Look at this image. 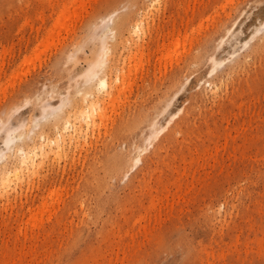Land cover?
Segmentation results:
<instances>
[{
	"label": "rangeland",
	"instance_id": "374dc122",
	"mask_svg": "<svg viewBox=\"0 0 264 264\" xmlns=\"http://www.w3.org/2000/svg\"><path fill=\"white\" fill-rule=\"evenodd\" d=\"M110 16L117 86L99 93L95 119L69 117L79 133L62 150L9 175L0 264H264V0H0V120L26 124L43 91L77 100L75 78L102 54L95 25ZM211 54L221 63L208 73Z\"/></svg>",
	"mask_w": 264,
	"mask_h": 264
},
{
	"label": "bare ground",
	"instance_id": "6f19581e",
	"mask_svg": "<svg viewBox=\"0 0 264 264\" xmlns=\"http://www.w3.org/2000/svg\"><path fill=\"white\" fill-rule=\"evenodd\" d=\"M73 3H75V2H73ZM152 3H154V1ZM249 4H251V3H249ZM72 6H73V4H72ZM138 11H140V10H138ZM126 15L124 16L125 17L124 19H126ZM120 16L122 18L121 14H120ZM128 17H129V15H128ZM36 19H38V18H36ZM63 19H67V17L66 18L64 17ZM69 19H71V18H69ZM104 19L101 22H99V23H97L95 25V28L97 30L95 37H96V41L100 45V48L102 50V52H101L102 54L94 62L88 64V66L85 67V69L75 78L76 79L75 83L77 85V88L75 87L76 89H75L73 98L78 97L77 100L75 99V101H70L67 97H60L59 95L55 94L56 92L53 93L55 89L53 90V92L52 91H50V92L43 91L44 97H42V98L36 97V101H38V103H36L37 104L38 115L33 116L32 118L27 120V122H25L26 124L21 122V123L17 124L16 128H13V127L7 128L9 126V125H6L7 120L6 121H3L4 119L0 120V131L3 132V136H2L1 141H0L1 142V144H0V146H1V148H0V189L1 188H7L8 185H10L9 184L10 183V176L9 175H11V174L17 175V173L22 168L34 169L35 165H36V158H42L43 156H45L48 153L51 154L50 152H54V151L58 152V150H62L63 147H65L64 146V142H65V135L64 134L69 132L68 136L70 137L69 139H71L72 136L75 137L76 133L78 132L79 128L77 126H75V122L73 121V119H78V120H80V119H90V118L91 119H95L96 116H99L100 113L104 112L103 111L104 110V106L101 108V106L103 104L100 102V99L98 98V95H99V93L101 91H103L104 92L103 96H105V98L107 96H110L111 93H112V90L117 86V79H118V75H116V76H114V79L113 80L111 79V81H110L108 76H107V71L109 70L110 55H112L111 54L112 48H111V46L109 47V45L107 44V41H110V40L113 41L114 40V37L116 35L115 33L118 31L117 30L115 32V30L117 29L116 27H115V30H114V25L117 22L114 23V21H116V20H115V18L113 16L107 17L106 23H104V21H105ZM57 21H59V20H56V22ZM131 22L129 23L127 20H124L122 22L123 28H125V27L130 28L132 26V30L141 33V31L143 30V28L141 30V22L140 21H135L133 23H131ZM57 24H58V22H57ZM263 24H264V21H261L259 23L260 26L263 25ZM117 26H118V24H117ZM53 27H55V26H53ZM255 28H257V27H255ZM51 30H49V31H51ZM53 30H55V29L53 28ZM239 32L240 31H239V28H238V25L236 24V22L232 23L231 26L228 27L224 31L222 36L218 39V41H217V49L220 48L226 41H228V43H229L230 40L234 41L236 36H237V34H239ZM52 36H51L50 39H52ZM115 39H116V37H115ZM121 40H123V39H121ZM47 43H49V42H47ZM115 44L117 45V43H115ZM37 50H39V49H37ZM42 50H44V49H42ZM113 62H114V60H113ZM208 62L210 64V67L207 70L208 73L212 72L221 63V61H219V59L214 58V55H212V54L208 56ZM111 67H113V66H111ZM80 86H81V88H80ZM182 86H185V85H182ZM217 87L214 86L215 91H216ZM86 89H89V90L86 91ZM175 94L172 96V98L175 96ZM58 96H59V99L57 100L56 104H52V103H50L49 100H47V97L54 99L55 97H58ZM172 98H170V100L167 101L164 104V106L162 107V109H161V114H165V117L163 119L164 125H162L161 128L158 127L159 130L160 129H164L165 128V124L167 125L168 122H171L169 120L171 119L173 114H172V111L169 110V107L171 106V103H172L171 101H173ZM85 102L87 103V108H85L86 106L85 107L83 106ZM66 107L67 108L70 107L69 108L70 109L69 112H71L70 115H67L65 113V108ZM70 116H73V119H70L69 118ZM155 118L150 120L146 126L147 127H152L153 124H154V119ZM172 120H174V119H172ZM51 122H52V126L54 128H57V132H55L56 134H55V137L53 139L47 137L45 135L46 133L44 134V131H43V128H44L43 126H45L46 124L51 123ZM158 126H159V124H158ZM47 128L51 129V127H49V126ZM156 128H157V125H156ZM156 128H155V130L158 129V128L157 129ZM159 130L150 131V132H154V133H152V134H150L148 136L144 134L145 137L143 139V145H138V144L137 145H133L132 150H131L133 155L126 160L127 170L124 172L123 176H127L128 177V175L130 174V171L138 163L141 162L142 154L145 151H148V149L150 147H152L154 142H156L157 139L159 138L158 137ZM147 134H149V133H147ZM61 137H62V141L60 143L58 139L61 138ZM57 152H56V154H57ZM56 154H55V156L57 157ZM51 159H53V158H51ZM112 159H113V157H112ZM106 161H108V160H106ZM40 165H41V163H40ZM102 167H103V165H102ZM115 174H116V172H115ZM97 180H98V178H97ZM100 182L102 183V181H100ZM147 183H148V181H147ZM102 186H104V184ZM100 188H98V189H100ZM150 202H152V201L150 200ZM152 205H153V202H152Z\"/></svg>",
	"mask_w": 264,
	"mask_h": 264
}]
</instances>
